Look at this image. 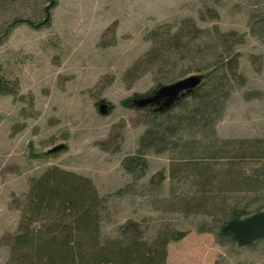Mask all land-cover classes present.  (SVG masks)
<instances>
[{"label": "rangeland", "instance_id": "1", "mask_svg": "<svg viewBox=\"0 0 264 264\" xmlns=\"http://www.w3.org/2000/svg\"><path fill=\"white\" fill-rule=\"evenodd\" d=\"M55 1L49 25L10 28L40 21L48 0H0V66L18 82L0 94V264H15L11 244L34 185L55 169L92 182L105 238L134 222L147 240L169 235L167 264H264V237L241 245L222 232L264 210V189L224 183L264 174V0ZM235 52L233 75L223 61ZM200 73H210L200 93L168 111L133 103ZM216 81L218 106L189 127ZM179 121L165 143L143 141ZM140 152L145 170L129 173L124 159ZM199 162L218 174L208 188L192 170Z\"/></svg>", "mask_w": 264, "mask_h": 264}, {"label": "trees", "instance_id": "2", "mask_svg": "<svg viewBox=\"0 0 264 264\" xmlns=\"http://www.w3.org/2000/svg\"><path fill=\"white\" fill-rule=\"evenodd\" d=\"M55 3V0H48V4L43 8V17L40 21L15 19L10 24V28L22 22L36 28L49 25L52 21V9ZM232 35L235 33H224L221 36L218 35L217 40L222 43L223 38L232 37ZM239 55V52H235L232 58L223 61L226 65L224 66L233 75L237 74ZM206 74L207 77L210 76V73ZM205 84L204 82L200 88L188 96H197ZM214 85L211 92L201 98L204 103L198 111L200 119H192L188 123L189 127L208 121L214 108L218 106L216 101V104H212L213 100L218 97H216L218 88L220 89L217 81ZM17 88L18 82L7 79L0 66V94H14ZM184 123V121H179L174 124L175 126L169 124L161 136H154L149 132L147 137L146 135L143 137V141L147 139L150 143H157V146L165 143L166 134L174 132L175 129L178 130L177 126L182 127ZM154 131L152 133H156ZM189 148L186 149L191 150L192 146ZM141 154L124 159L123 167L129 173H136L137 168L145 170L147 163L143 153ZM216 154L212 151L206 157L215 158ZM192 166V170L199 174L198 181L202 188H208L213 177L218 175L211 173L207 164L199 162ZM259 177L261 179L233 176L224 183L227 188L239 186L247 191L262 190L264 189V174ZM100 203L101 200L90 180L57 169L43 174L34 185L28 205L29 211L23 214L20 227L12 240L11 258L13 262L15 264H167L169 235L159 233L147 240L137 234L138 226L130 222L121 229L118 237L105 238L100 229L101 214L98 211ZM233 213V217L248 214L245 208L234 210ZM224 234L232 235L231 233Z\"/></svg>", "mask_w": 264, "mask_h": 264}, {"label": "water", "instance_id": "3", "mask_svg": "<svg viewBox=\"0 0 264 264\" xmlns=\"http://www.w3.org/2000/svg\"><path fill=\"white\" fill-rule=\"evenodd\" d=\"M207 77L206 73L193 74L173 83L162 84L147 96L133 99L135 106L154 107L156 112H165L175 107L186 96L200 88ZM110 107L105 101L99 104V112L107 114ZM62 146L53 148L50 152L61 149ZM224 233H231L241 245L251 244L264 237V210H260L244 218L230 219L223 227Z\"/></svg>", "mask_w": 264, "mask_h": 264}]
</instances>
